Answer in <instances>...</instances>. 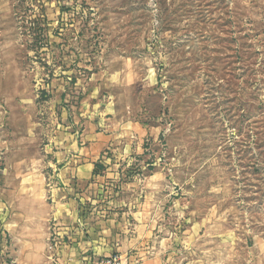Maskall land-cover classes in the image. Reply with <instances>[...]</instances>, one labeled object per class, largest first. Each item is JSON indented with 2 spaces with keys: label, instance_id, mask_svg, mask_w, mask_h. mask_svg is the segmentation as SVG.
I'll return each mask as SVG.
<instances>
[{
  "label": "rangeland",
  "instance_id": "obj_1",
  "mask_svg": "<svg viewBox=\"0 0 264 264\" xmlns=\"http://www.w3.org/2000/svg\"><path fill=\"white\" fill-rule=\"evenodd\" d=\"M107 107L152 135L101 211L163 212V264H264V0H0V171Z\"/></svg>",
  "mask_w": 264,
  "mask_h": 264
},
{
  "label": "crops",
  "instance_id": "obj_2",
  "mask_svg": "<svg viewBox=\"0 0 264 264\" xmlns=\"http://www.w3.org/2000/svg\"><path fill=\"white\" fill-rule=\"evenodd\" d=\"M105 111L104 117L88 120L80 115L73 124L78 129L73 126L61 142L47 146L46 155L32 158L21 150L19 160L5 163L0 264H91L114 254L124 264H163V212L135 210L121 200L101 211L97 189L104 178L95 175L97 165L112 171L109 153H144L140 142H133L152 135L130 121L111 119L112 108ZM53 232L57 247L50 250ZM253 246L264 253L262 239Z\"/></svg>",
  "mask_w": 264,
  "mask_h": 264
},
{
  "label": "built area",
  "instance_id": "obj_3",
  "mask_svg": "<svg viewBox=\"0 0 264 264\" xmlns=\"http://www.w3.org/2000/svg\"><path fill=\"white\" fill-rule=\"evenodd\" d=\"M56 234L51 235V245L49 249L52 250L53 248L57 247V240L55 239ZM91 264H124L123 260L120 255L114 254L109 257L97 259L93 261Z\"/></svg>",
  "mask_w": 264,
  "mask_h": 264
}]
</instances>
